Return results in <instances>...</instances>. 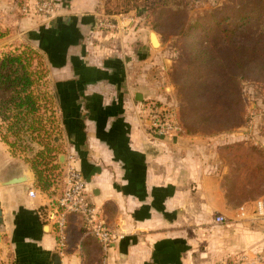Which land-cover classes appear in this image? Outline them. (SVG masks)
Wrapping results in <instances>:
<instances>
[{"label": "crops", "instance_id": "1", "mask_svg": "<svg viewBox=\"0 0 264 264\" xmlns=\"http://www.w3.org/2000/svg\"><path fill=\"white\" fill-rule=\"evenodd\" d=\"M25 1L28 13L20 12L21 0H0V20L43 58L66 151L90 201L121 238L103 252L71 216L66 246L57 248L45 221L48 199L29 164L0 137V264H53V254L59 264H229L241 252H261L264 229L251 218V201L228 202L219 158L237 140L264 152V101L251 104L248 123L231 132L160 136L144 106L168 105L172 89L150 22L135 10L114 13L109 0H56L51 17L32 11L36 0ZM21 176L27 181L8 184ZM216 216L226 222L215 223Z\"/></svg>", "mask_w": 264, "mask_h": 264}, {"label": "trees", "instance_id": "2", "mask_svg": "<svg viewBox=\"0 0 264 264\" xmlns=\"http://www.w3.org/2000/svg\"><path fill=\"white\" fill-rule=\"evenodd\" d=\"M115 5L111 11L122 13ZM208 16L211 20L207 23L190 20L178 32L185 40V61L175 63L172 71L175 87L180 84L176 90L184 101L179 122L187 135H206L212 129L224 132L243 127L249 116L242 86L264 81V0H235L232 14L228 11L215 16L214 12H208ZM150 26L159 34L155 20ZM198 29L201 37L193 36ZM31 54L9 53L0 59V95L5 93L10 97L13 121L8 131H11L13 141L0 137L11 149L19 146V141L30 151V143H40L45 131L44 119L34 116L37 103L30 91L34 76ZM190 120L203 128L187 126L185 123ZM42 154L38 152L37 157ZM45 154L52 157L53 151L46 150ZM31 168L38 183L40 174L35 165Z\"/></svg>", "mask_w": 264, "mask_h": 264}, {"label": "rangeland", "instance_id": "3", "mask_svg": "<svg viewBox=\"0 0 264 264\" xmlns=\"http://www.w3.org/2000/svg\"><path fill=\"white\" fill-rule=\"evenodd\" d=\"M235 0H109L113 8L121 14L135 10L134 16H143L148 22L158 24L157 38L162 43L165 50L168 68L165 70L166 85L171 87L169 93L168 105L161 104L166 108L174 111L176 117L180 118L181 110L184 108V101L178 95L177 84L174 80L172 67L178 61H185L183 43L185 40L178 36L179 30L183 29L190 20L199 19L201 24H205L211 20L208 12H214L215 16L228 11L233 13ZM127 9V10H126ZM126 10V13H125ZM207 15V17H205ZM0 20V59L9 53L18 54L22 52H32L31 69L33 83L30 91L35 99L37 109L35 117L44 119L43 139L40 143L31 142L30 151L24 147V143L12 147L13 153L23 158L29 164L30 169L36 166L39 172L37 185L41 190H45L47 186L54 180L61 177V170L64 162L58 161L59 157L69 155L66 151V140L63 136V128L61 124L60 113L54 105L51 78L49 71L43 58L31 47L25 45L22 38L16 37L11 27L3 25ZM200 29L193 36L201 37ZM155 36V35H154ZM156 38V36H155ZM156 38V39H157ZM158 42V41H157ZM5 93L0 95V136H5L9 142L13 141L11 131H8L9 124L13 121L12 105L8 102L10 97ZM242 97L246 106V113L253 111L250 105H256L264 101V81L244 83L242 86ZM33 99V100H34ZM160 105V104H159ZM260 110V107H257ZM20 118V117H19ZM195 129L203 128L200 125H194L193 121L185 123ZM239 129V128H236ZM235 130V129H232ZM224 131L225 133L231 132ZM223 132H216L215 129L209 131L208 134H195L204 138H211ZM21 136V135H20ZM23 137H21V140ZM52 150L53 156L47 157L46 150ZM38 152H43L42 156H38ZM220 161L223 163L226 180V197L231 206L235 207L241 203L253 201L264 194V152L259 144L254 145L253 142L237 140L230 145H224L220 153ZM45 182V184H43ZM44 186V189H43ZM46 187V188H45Z\"/></svg>", "mask_w": 264, "mask_h": 264}, {"label": "built area", "instance_id": "4", "mask_svg": "<svg viewBox=\"0 0 264 264\" xmlns=\"http://www.w3.org/2000/svg\"><path fill=\"white\" fill-rule=\"evenodd\" d=\"M21 3L20 12L28 13L30 4L25 0H21ZM32 11L35 14L51 17L57 11V1L36 0L32 4ZM144 113L149 127L160 136H180L185 133L174 111L163 105L148 103L144 106ZM61 171V177L52 181L47 189L40 190V194L48 199L45 205V221L55 232L57 248L61 250L65 248L66 228L69 217L73 216L80 221L85 235L96 240L103 252H106L121 236L107 226L99 210L90 201L84 180L75 167V158L72 154L65 157ZM28 194L34 197L35 190L31 189ZM249 211L252 220L264 229V194L250 203ZM225 222L226 219L223 216L215 217V223ZM229 264H264V249L255 254L241 252Z\"/></svg>", "mask_w": 264, "mask_h": 264}, {"label": "water", "instance_id": "5", "mask_svg": "<svg viewBox=\"0 0 264 264\" xmlns=\"http://www.w3.org/2000/svg\"><path fill=\"white\" fill-rule=\"evenodd\" d=\"M150 38H151L152 45L153 46H157L156 43H155V39L153 37V34H151ZM138 100L141 101V98H138ZM60 158H62V157H60ZM25 181H27L26 176H21V177L13 178L12 180H10L8 182V184H19V183H22V182H25ZM58 261H59L58 255L57 254H53L52 255V262H53V264H59Z\"/></svg>", "mask_w": 264, "mask_h": 264}, {"label": "bare ground", "instance_id": "6", "mask_svg": "<svg viewBox=\"0 0 264 264\" xmlns=\"http://www.w3.org/2000/svg\"><path fill=\"white\" fill-rule=\"evenodd\" d=\"M153 37H154V39H155V36H154V34H153ZM155 43H156V41H155ZM156 45H157V43H156Z\"/></svg>", "mask_w": 264, "mask_h": 264}]
</instances>
